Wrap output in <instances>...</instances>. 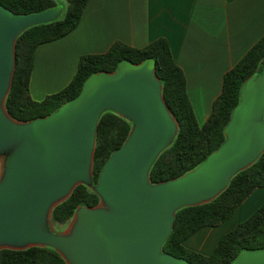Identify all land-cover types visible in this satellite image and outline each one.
Wrapping results in <instances>:
<instances>
[{
	"label": "water",
	"instance_id": "95a60500",
	"mask_svg": "<svg viewBox=\"0 0 264 264\" xmlns=\"http://www.w3.org/2000/svg\"><path fill=\"white\" fill-rule=\"evenodd\" d=\"M62 5L16 13L0 3V250L54 248L67 264H191L165 253L175 213L211 201L264 151V62L247 77L225 127V140L185 174L152 183L149 171L178 132L153 59H122L88 76L78 94L52 113L17 121L4 102L16 64L17 37L61 17ZM111 110L131 121L123 144L104 163L95 206L76 208L55 232L53 208L79 184H92L98 121ZM230 264H264V249L243 250Z\"/></svg>",
	"mask_w": 264,
	"mask_h": 264
},
{
	"label": "trees",
	"instance_id": "16d2710c",
	"mask_svg": "<svg viewBox=\"0 0 264 264\" xmlns=\"http://www.w3.org/2000/svg\"><path fill=\"white\" fill-rule=\"evenodd\" d=\"M65 1L66 5L59 0H0L1 4L16 13L39 12L57 5L63 7V13L58 19L31 26L17 37L12 85L4 102L13 119L28 121L52 113L78 94L88 76L99 71H113L122 59L139 63L151 58L155 63L165 102L177 121L178 132L173 143L159 154L150 168V181L157 183L185 174L224 142L225 127L232 109L239 102L242 83L264 62V34L225 72L221 92L214 99L211 112L202 124L196 120L186 92L184 72L174 61L165 37H158L143 47H133L116 40L105 52L82 54L71 80L59 91L36 101L29 92L36 47L71 32L80 22L88 2ZM131 126V121L114 111L106 110L101 115L93 159L94 184L110 154L123 144ZM257 187H264V151L250 166L236 173L226 189L214 199L178 209L162 251L182 257L191 264H230L243 250L264 249V202L235 228L224 233L210 254H202L183 244L186 238L201 227L216 226L229 218ZM99 201L94 190L79 184L68 198L53 208L51 219L53 223L65 224L72 218L77 207L95 206ZM0 264L67 263L52 247L31 246L22 250L1 249Z\"/></svg>",
	"mask_w": 264,
	"mask_h": 264
},
{
	"label": "crops",
	"instance_id": "0c3cea01",
	"mask_svg": "<svg viewBox=\"0 0 264 264\" xmlns=\"http://www.w3.org/2000/svg\"><path fill=\"white\" fill-rule=\"evenodd\" d=\"M263 34L264 0H88L71 32L36 47L29 92L40 101L59 91L75 74L82 54L105 52L116 40L143 47L165 37L202 124L221 92L225 72ZM263 202L264 187H257L229 218L201 227L183 244L210 254L224 233Z\"/></svg>",
	"mask_w": 264,
	"mask_h": 264
},
{
	"label": "rangeland",
	"instance_id": "374dc122",
	"mask_svg": "<svg viewBox=\"0 0 264 264\" xmlns=\"http://www.w3.org/2000/svg\"><path fill=\"white\" fill-rule=\"evenodd\" d=\"M60 2H62L64 5H66V1L65 0H59ZM6 160H7V154H0V174L2 172V170L4 169V166H5V163H6ZM95 184L93 183L92 181V184L91 185H87L90 189L93 190V186ZM71 223V219L66 222L65 224H57V223H51L49 228L52 230V231H55V232H62V231H66L69 227Z\"/></svg>",
	"mask_w": 264,
	"mask_h": 264
}]
</instances>
